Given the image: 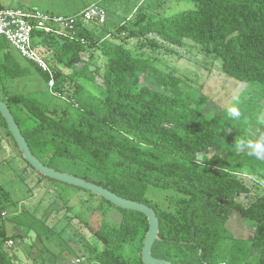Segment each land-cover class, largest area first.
<instances>
[{
	"label": "trees",
	"instance_id": "16d2710c",
	"mask_svg": "<svg viewBox=\"0 0 264 264\" xmlns=\"http://www.w3.org/2000/svg\"><path fill=\"white\" fill-rule=\"evenodd\" d=\"M193 1L194 9L160 15L155 20L139 17L148 18L147 24L128 37L136 35L140 50L147 48L153 53L190 41L213 61H221L225 76L264 86V0ZM125 27L97 33L88 23H79L74 38L37 32L36 45L57 84L64 70L75 74L74 79L100 80L97 94L89 85L77 82L74 103L63 106L62 111L9 90L8 80L31 72L16 61L2 38L7 44L0 45V99L9 105L42 163L61 172L65 171L58 164H65L69 174L156 211L161 240L154 244V257L173 264H264V193L248 206L237 200L253 190L243 177L254 181L256 187L264 186V159L250 156L249 149L241 146L264 136V125L259 124L256 136H251L246 134L245 124L227 112L208 115L205 109H198L174 70L157 66L153 53L140 56L118 40ZM96 50L104 62L93 69ZM30 63L48 85L50 75ZM0 123L12 137L1 114ZM237 143L239 148L231 158L220 156L222 150ZM209 162L222 164L223 169ZM149 187L174 193L166 208L148 195ZM75 188L89 195L87 200H95L90 217L79 219L75 214V218L80 228L101 244V248H84L78 258L86 257V264H144L147 217ZM7 206L0 208V215ZM111 209L120 213L118 223L107 220ZM234 213L254 228L253 235L244 239L232 233L228 223ZM33 217L21 235L0 226V264L18 263L8 241L26 239L33 231L47 236L54 230L45 227L44 220L39 224L34 213Z\"/></svg>",
	"mask_w": 264,
	"mask_h": 264
},
{
	"label": "rangeland",
	"instance_id": "374dc122",
	"mask_svg": "<svg viewBox=\"0 0 264 264\" xmlns=\"http://www.w3.org/2000/svg\"><path fill=\"white\" fill-rule=\"evenodd\" d=\"M0 4V9L39 10L41 12L55 16H73L81 13L91 5H99L107 11V19L104 26H96L95 22H89L88 27L97 33L103 31L114 32L115 29L126 26L124 33L120 34L118 40L127 47L133 48L135 53L143 56L152 55L150 49L139 47L140 38L136 35L128 37L134 29L137 30L142 25H146L149 19L155 20L160 15H169L176 12L195 8L193 0H4ZM147 16V19L139 17ZM152 37V36H150ZM145 40V38H142ZM7 44L0 38V45ZM10 53L16 61L31 72V75L8 80L9 90L13 93H24L28 97L41 105H48L51 109L74 103L73 94L76 83L81 82L89 85L94 93H100L98 78L95 82L86 79L76 78L70 70H64V75L60 78L59 89L61 97L54 95L45 80L35 70L33 65L10 44H7ZM152 55L157 60L153 61L160 68L168 67L182 78L181 87L185 88V93L194 98L198 109H205V113L211 115L216 111L228 113V108L236 106L241 112L238 118L246 126V134L256 136L260 115L264 114V86L260 83H241L225 76L221 72V61H213L206 56L198 46L187 41L185 45L170 46V49H163ZM104 58L98 51H94L92 58V68L102 66ZM94 91H93V90ZM1 97H3L1 95ZM74 107V106H73ZM15 115H19L15 107L12 106ZM74 114L77 110L71 108ZM30 125V124H28ZM264 125V124H263ZM238 144L233 148L227 147L221 151L220 156L228 154L231 158ZM237 146V148H236ZM213 150L209 152L211 156ZM223 169V165H215ZM58 168L69 173L70 168L58 164ZM33 168L29 167L21 156L19 148L14 139L6 134V130L0 123V208L8 205L6 212L0 215V226H6L8 232H17L21 235L33 219V213L45 227L54 230L47 236H42L35 231L29 234L26 239L16 238L9 248L10 252L17 256V264H72L78 254L85 252L84 248L101 244L93 238L88 231L79 225L75 214L79 219L90 217V210L94 207L95 200H87L89 195L72 186L54 183L49 180H41ZM244 181L253 188L248 195H241L237 200L248 206L255 198L264 193V186L256 187L254 181L243 177ZM148 195L155 198V202L163 207L169 205L172 191L149 187ZM70 220H74L69 224ZM107 220L118 223L120 213L114 209L109 211ZM229 228L237 238H248L253 235L254 228L246 223L245 219L238 213H234L229 220ZM81 230L82 233L81 234ZM44 231L42 228L39 232ZM83 235L84 238L81 236ZM88 256V253L87 255ZM81 258V257H80ZM86 260L87 258L84 257Z\"/></svg>",
	"mask_w": 264,
	"mask_h": 264
},
{
	"label": "built area",
	"instance_id": "2783aa9c",
	"mask_svg": "<svg viewBox=\"0 0 264 264\" xmlns=\"http://www.w3.org/2000/svg\"><path fill=\"white\" fill-rule=\"evenodd\" d=\"M107 11L99 5H91L79 14L73 16H55L39 10L0 9V37L14 47L22 57L50 75L48 86L54 95L61 97V90L42 49L36 45L38 31L50 33L59 37L74 38L77 36L79 23L97 22L104 24ZM13 241L7 242L11 247ZM72 264H86L85 258H76Z\"/></svg>",
	"mask_w": 264,
	"mask_h": 264
},
{
	"label": "water",
	"instance_id": "95a60500",
	"mask_svg": "<svg viewBox=\"0 0 264 264\" xmlns=\"http://www.w3.org/2000/svg\"><path fill=\"white\" fill-rule=\"evenodd\" d=\"M0 114L7 123L8 130L11 133L14 141L17 143L24 160L28 162L36 172L52 180H56L91 192L121 209L136 211L144 214L149 222V230L142 249V259L144 264H173L168 260L156 258L152 254L155 242L161 240L159 237L160 220L156 211L152 207L144 203L125 199L99 184L69 173L57 171L45 165L33 154L9 105L1 99Z\"/></svg>",
	"mask_w": 264,
	"mask_h": 264
},
{
	"label": "clouds",
	"instance_id": "9594fccd",
	"mask_svg": "<svg viewBox=\"0 0 264 264\" xmlns=\"http://www.w3.org/2000/svg\"><path fill=\"white\" fill-rule=\"evenodd\" d=\"M228 114L232 118H239L241 115L240 110L236 106L228 108ZM259 122L264 124V114L260 115ZM241 146H246L249 149V155L257 159H264V136H261L255 141H248L246 144L242 142Z\"/></svg>",
	"mask_w": 264,
	"mask_h": 264
},
{
	"label": "crops",
	"instance_id": "0c3cea01",
	"mask_svg": "<svg viewBox=\"0 0 264 264\" xmlns=\"http://www.w3.org/2000/svg\"><path fill=\"white\" fill-rule=\"evenodd\" d=\"M3 2H5V1H4V0H0V4H1V5H3V4H4Z\"/></svg>",
	"mask_w": 264,
	"mask_h": 264
}]
</instances>
